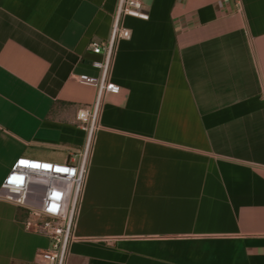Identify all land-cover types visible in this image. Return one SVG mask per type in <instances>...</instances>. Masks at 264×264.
I'll list each match as a JSON object with an SVG mask.
<instances>
[{"label":"crops","instance_id":"obj_1","mask_svg":"<svg viewBox=\"0 0 264 264\" xmlns=\"http://www.w3.org/2000/svg\"><path fill=\"white\" fill-rule=\"evenodd\" d=\"M125 16L67 264H264V0H140ZM118 0H0V188L21 157L75 158L92 40ZM67 154L53 157L46 150ZM0 197V264L49 239Z\"/></svg>","mask_w":264,"mask_h":264},{"label":"built area","instance_id":"obj_2","mask_svg":"<svg viewBox=\"0 0 264 264\" xmlns=\"http://www.w3.org/2000/svg\"><path fill=\"white\" fill-rule=\"evenodd\" d=\"M125 16L149 18L140 0H118L109 37L103 41L92 40L89 44L94 53L102 55L101 61L95 63L98 75L75 76L79 83L96 89L92 106L77 112V119L87 132L83 150L75 158L61 163L21 157L14 162L1 184L0 197L25 212L28 230L49 239V247L40 252L46 264L68 262L104 100L108 94L121 91V87L112 81L111 71L117 42L131 38V31L123 24Z\"/></svg>","mask_w":264,"mask_h":264},{"label":"rangeland","instance_id":"obj_3","mask_svg":"<svg viewBox=\"0 0 264 264\" xmlns=\"http://www.w3.org/2000/svg\"><path fill=\"white\" fill-rule=\"evenodd\" d=\"M45 152H48L53 157L65 156L67 154L64 150H60V149H55V150L50 149V150H46Z\"/></svg>","mask_w":264,"mask_h":264},{"label":"snow or ice","instance_id":"obj_4","mask_svg":"<svg viewBox=\"0 0 264 264\" xmlns=\"http://www.w3.org/2000/svg\"><path fill=\"white\" fill-rule=\"evenodd\" d=\"M22 163H24V162H22Z\"/></svg>","mask_w":264,"mask_h":264}]
</instances>
